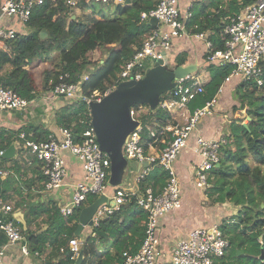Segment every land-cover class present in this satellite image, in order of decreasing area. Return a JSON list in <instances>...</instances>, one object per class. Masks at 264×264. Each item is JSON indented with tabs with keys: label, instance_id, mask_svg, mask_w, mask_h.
Segmentation results:
<instances>
[{
	"label": "trees",
	"instance_id": "1",
	"mask_svg": "<svg viewBox=\"0 0 264 264\" xmlns=\"http://www.w3.org/2000/svg\"><path fill=\"white\" fill-rule=\"evenodd\" d=\"M158 1L125 0L124 4L118 5L99 4L113 7L108 16L104 15L102 8H96L97 4H80L79 9H92V12L85 11V18L79 19L71 16V8L65 0H44L42 5L34 8L27 29L7 41L5 49H0L2 84L22 97L36 99L40 93L31 66L35 61H42L49 65L43 71V91H53L64 74H68V81L75 83L88 75L82 83L87 94L94 90L108 91L118 82L124 63L134 56L152 29L150 24L141 21V14L154 9ZM255 1L194 0L187 31L193 36L207 34L206 40L212 44L211 51L225 49L226 41L222 35L225 25ZM103 49L108 52L106 58L90 70L92 53ZM208 55L209 51L204 55L206 61ZM184 63L180 54L177 64L171 69ZM262 66L264 70V63ZM232 69L231 64H209L206 70H199V74L209 71L211 80L204 85V92L195 95L189 103L191 112L216 97ZM237 94L241 109L245 110L250 121L248 127L240 122L231 126L228 143L221 148V161L210 174L206 195L212 204L229 203L236 208L234 216H227L220 223L230 243L226 256L221 260L229 264H264V74L262 86L255 82L242 83ZM63 99L64 105L56 113L57 124L73 129L79 140L81 133L92 126L88 106L82 101ZM152 113L156 116L155 133L150 134L146 128L143 132L146 152L150 145L161 151L164 147L162 141L171 135L163 131L171 123V118L160 111ZM30 131L31 128H23L19 134L25 132L36 140L49 137L46 130L33 136L29 135ZM12 169L18 174L21 171L19 166ZM31 169L35 180L30 178L20 183L11 173L0 180V199L10 200V189L18 195L13 206L24 210L27 230L24 231L17 220L16 223L22 228L32 254H44L50 249V258L57 259L55 264H74L70 259L69 240L77 236L79 214L85 205L65 217L50 201L35 200L31 187L36 182L41 192L45 189V178L36 164ZM168 176L158 163L152 164L151 172L140 183L141 190L163 188ZM21 185L28 188L26 195L23 187L21 191ZM97 198L90 195L85 204L89 205ZM146 218L136 198L132 197L118 211L92 227L93 235L83 239L82 264H121L124 251L138 252L146 236ZM41 220L47 228L41 232L32 230V225H40ZM99 243L104 244L103 247Z\"/></svg>",
	"mask_w": 264,
	"mask_h": 264
},
{
	"label": "built area",
	"instance_id": "2",
	"mask_svg": "<svg viewBox=\"0 0 264 264\" xmlns=\"http://www.w3.org/2000/svg\"><path fill=\"white\" fill-rule=\"evenodd\" d=\"M65 2L70 8L76 9L80 4L118 5L124 4L125 0H65ZM43 3L44 0H0V49L7 41L15 39L21 30L27 29L34 8ZM192 7L193 4L183 11L180 0H159L154 9L143 12L141 21L150 24L152 29L145 36L134 56L124 63L118 74V82L108 91L94 90L87 94L84 92L82 83L88 79V75H84L79 82L75 83L68 81V74H64L60 76V83L49 92L47 97L64 96L71 101H82L88 106V114L91 116L89 107L91 102L101 101L120 82L142 78L146 69L156 61L168 62L174 41L181 36L191 35L187 31V22L192 17ZM14 19L18 21L20 29L14 27ZM222 35L226 41V48L222 50L211 51L212 44L206 40L209 51L208 63L233 66L225 83L234 77H239L242 83L255 82L257 86H262L264 0H256L245 7L238 16L225 25ZM194 36L207 38L205 33ZM148 61L152 62L151 66H147ZM223 85L216 97L203 107L191 112L186 117L185 123L168 124L164 127L163 131L171 135L170 138L162 141L164 147L161 151L149 152L150 149L155 148L150 145L146 152L144 147L143 118L144 112H150V108L148 106L144 108L143 105L132 108V117L139 121V125L127 138L123 152L128 161H137L142 166L144 162H147V166L143 167L136 178L137 184H140L151 172L154 163H158L168 173L166 185L159 190L146 188L142 191L140 188V191L136 193L121 186L112 187L109 182L111 160L101 150L92 126L81 133L79 140L76 139L73 129L63 126L59 128L60 136L50 134L47 139L41 140L30 138L25 132H21L18 136L19 149L28 156H32L33 161L27 158V162L38 166L45 178L44 184L47 192L62 188L69 177V168L63 154L69 153L80 162L83 177L75 184L70 200L58 207L65 217L72 215L85 204L90 195L94 194L99 197L105 194L107 202L99 206L93 217V227H95L101 220L128 203L132 197L136 198L138 207L147 216L146 236L138 252L132 253L129 250L123 252L121 264H229L221 260L226 256L230 243L220 225L191 230L186 238L177 243L169 259H166L160 237L161 218L183 206V189L176 172L175 162L187 146L192 131L201 119L213 112L217 96L222 92ZM204 90V85L198 82L194 75L178 79L175 88L161 98L157 111L167 116H173L179 111L183 114L195 95ZM35 100L20 96L13 89L5 87L0 80V114L26 110ZM227 143V136H222L217 140L197 138L194 150L202 160L195 168L194 184L200 190L206 191L210 187V174L219 165L221 148ZM3 153L0 146V158ZM9 174L8 170L0 166V180L5 179ZM110 186L113 188L112 191L108 190ZM15 212L12 203L0 199V230L7 237L6 246L0 249V264L4 263L6 249L9 245L19 244L25 256L31 254L23 230L14 218ZM82 245L83 240L78 237L69 240L70 259L74 263ZM34 254L40 255L38 252Z\"/></svg>",
	"mask_w": 264,
	"mask_h": 264
},
{
	"label": "crops",
	"instance_id": "3",
	"mask_svg": "<svg viewBox=\"0 0 264 264\" xmlns=\"http://www.w3.org/2000/svg\"><path fill=\"white\" fill-rule=\"evenodd\" d=\"M193 1L194 0H180L182 10L184 11L187 9L189 5L193 4ZM5 48L6 44L1 49ZM207 51L208 48L205 38L192 35L181 36L173 43L172 50L168 57L169 66L174 67L177 64V57L181 54L185 60L183 66L189 65L194 68L195 72L191 75L197 77L198 82L206 85L211 80L209 71H202L201 74L198 72L201 69L206 70L209 66L208 61H206L204 57ZM7 69L8 68H6L3 73ZM89 69L92 70L93 67H89ZM241 84V79L239 77H234L223 85L222 92L217 96V103L213 108V112L201 119L196 128L192 131L187 146L182 150L175 162L176 172L183 189V206L181 209L163 216L160 220V237L166 259L170 258L177 243L181 239L186 238L191 230L199 227L220 225L222 219L229 214L225 212V210H230V212H233L232 214L236 212V208L229 203L222 205L212 204L206 195V191H202L195 186V168L198 163L201 162L202 158L195 152L194 148L197 138L199 137L217 140L222 136L230 135L232 125L238 122L243 124L250 121L249 118H246V114L241 117L237 115L238 112L242 111L240 99L237 94V88ZM48 94L49 92L46 91L40 93L35 102L26 110L10 111L0 114V146H2L3 152L7 151L11 146H15L13 155L9 158H5L8 160L3 159V157L0 158V166L8 170L11 174H15L20 183L30 178L34 180L36 178L31 169L32 166L26 165L28 155L19 149L18 136L20 130L23 128H31L30 136H33L34 133L39 134V132L43 130L48 131L49 135L56 134L60 136L59 128L61 125L57 124L56 113L64 105V99L62 97L59 99L50 98L47 97ZM180 113L179 111L173 114V116H169L171 118L170 125L185 123L186 117H188L191 111L188 107L183 114ZM36 128L39 129L36 131ZM150 150L149 152H152V150L156 151L157 148ZM63 155L69 167V177L65 185L51 192H47L45 189L40 192L37 189L38 183L34 182L31 187V194L34 195L35 200L39 199L44 202L50 201V204H54L57 207L70 200L74 186L82 179L83 172L80 162L77 161L74 156L69 153ZM17 166L21 169L19 174L16 173L15 169L14 171L12 169ZM144 166L145 165L142 166L137 161H129L128 169L120 186L136 193L139 192L141 187L140 184L136 183V178ZM22 187L24 189L23 194L26 195L28 193V188L21 185V191ZM9 193L11 194V199L7 202L14 204L18 195L11 189ZM86 204L84 205L87 206ZM15 210V214H22L23 218H25L24 210L18 208H15ZM41 222L40 225L36 223L33 224L32 230L36 232L45 230L47 225L42 220ZM91 235H93V229L85 226L81 234L76 237L83 240ZM6 244L7 237L0 231V249L6 246ZM103 245L104 244L99 243V246L103 247ZM50 253L51 250L48 249L44 254H40L39 256L32 253L29 256H25L19 244L9 245L6 249V256L3 264H55L57 259L53 260L50 258Z\"/></svg>",
	"mask_w": 264,
	"mask_h": 264
},
{
	"label": "water",
	"instance_id": "4",
	"mask_svg": "<svg viewBox=\"0 0 264 264\" xmlns=\"http://www.w3.org/2000/svg\"><path fill=\"white\" fill-rule=\"evenodd\" d=\"M194 72L195 69L189 65H180L171 69L168 62L158 60L146 69L142 78L120 82L101 101L89 104L91 125L97 141L101 150L111 160L109 182L112 187L122 184L128 169L129 161L124 155L123 146L130 133L139 125V121L132 117V108L136 105H147L151 111H157L161 98L175 88L176 80ZM61 97L64 98V96ZM245 114L244 110L237 113L238 117ZM243 125L248 127L247 123ZM14 152L15 146H11L2 157L9 158ZM144 165L147 166V162H144ZM105 202H107V196L102 194L81 209L76 235H80L85 226L93 227V217L99 206ZM14 218L26 231L27 222L22 214H14ZM83 257L84 253L81 250L74 264H82Z\"/></svg>",
	"mask_w": 264,
	"mask_h": 264
},
{
	"label": "rangeland",
	"instance_id": "5",
	"mask_svg": "<svg viewBox=\"0 0 264 264\" xmlns=\"http://www.w3.org/2000/svg\"><path fill=\"white\" fill-rule=\"evenodd\" d=\"M96 8H98V9L102 8V10L104 11V15H106V16L110 15V13L113 11V8H111L109 6L105 7V6H102V5H99V4L96 5ZM85 11H87L89 13V12H92V9H86ZM85 11L82 10L81 8L80 9L79 8H76V9L71 8L70 13H71V16H73V17H76V18H79V19H84L85 17H84L83 14H84ZM13 25H14L15 28L20 29V26H19L18 21L16 19L13 20ZM107 54H108V52H107L106 49L96 50L95 52H93L92 55H91L92 65L90 67H93V69L96 68L99 65V62L106 58ZM151 65H152V62L148 61L147 62V66H151ZM48 66L49 65L47 63H44L42 61H35L32 64V66H31V70L33 72L34 79H35V81L37 83L39 93H43V88H42V85H43V71H44V69L48 68ZM143 106H144V108L147 107L146 105H143ZM134 108H138V107H134ZM155 118H156V116H154L152 111L144 112L143 123H144V126H145L146 130L150 134H154L155 133L154 126H153V125H155ZM28 158L33 161L32 156H28ZM26 165L27 166H32L28 162H26ZM131 165H132V163H131ZM112 189L113 188H111V186H110V188L108 190L112 191ZM220 205H222V204H220ZM225 212L229 213L228 217L229 216H234V214H232L233 212H230V210H225ZM87 227H90V226H87Z\"/></svg>",
	"mask_w": 264,
	"mask_h": 264
}]
</instances>
